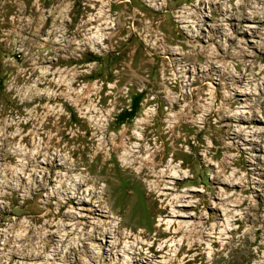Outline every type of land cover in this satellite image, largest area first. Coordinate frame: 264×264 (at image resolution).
<instances>
[{
    "label": "rangeland",
    "instance_id": "rangeland-1",
    "mask_svg": "<svg viewBox=\"0 0 264 264\" xmlns=\"http://www.w3.org/2000/svg\"><path fill=\"white\" fill-rule=\"evenodd\" d=\"M0 264H264V0H0Z\"/></svg>",
    "mask_w": 264,
    "mask_h": 264
},
{
    "label": "bare ground",
    "instance_id": "bare-ground-1",
    "mask_svg": "<svg viewBox=\"0 0 264 264\" xmlns=\"http://www.w3.org/2000/svg\"><path fill=\"white\" fill-rule=\"evenodd\" d=\"M167 231L169 232V229Z\"/></svg>",
    "mask_w": 264,
    "mask_h": 264
}]
</instances>
